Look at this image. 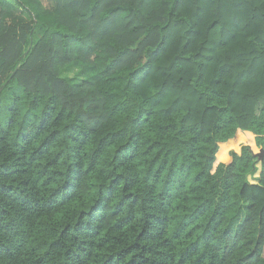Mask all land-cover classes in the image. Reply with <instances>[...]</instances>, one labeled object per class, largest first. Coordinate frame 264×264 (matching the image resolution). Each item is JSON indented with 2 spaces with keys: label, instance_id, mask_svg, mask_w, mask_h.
<instances>
[{
  "label": "trees",
  "instance_id": "16d2710c",
  "mask_svg": "<svg viewBox=\"0 0 264 264\" xmlns=\"http://www.w3.org/2000/svg\"><path fill=\"white\" fill-rule=\"evenodd\" d=\"M0 264H264V0H0Z\"/></svg>",
  "mask_w": 264,
  "mask_h": 264
},
{
  "label": "rangeland",
  "instance_id": "374dc122",
  "mask_svg": "<svg viewBox=\"0 0 264 264\" xmlns=\"http://www.w3.org/2000/svg\"><path fill=\"white\" fill-rule=\"evenodd\" d=\"M72 75L71 76H73V73H71Z\"/></svg>",
  "mask_w": 264,
  "mask_h": 264
}]
</instances>
